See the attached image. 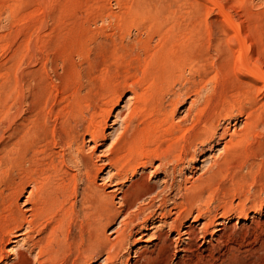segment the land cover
Segmentation results:
<instances>
[{
	"label": "bare ground",
	"instance_id": "bare-ground-1",
	"mask_svg": "<svg viewBox=\"0 0 264 264\" xmlns=\"http://www.w3.org/2000/svg\"><path fill=\"white\" fill-rule=\"evenodd\" d=\"M226 19L239 33L230 18ZM168 49L147 45L141 75L111 81L102 98L94 102L96 107L91 106L87 115L80 114V120L75 118L79 113H71L79 122L68 121L76 125L62 126V132L50 125L51 105L46 113L41 110L44 105L38 106L44 116L36 112V116H19V123L0 142V263L9 253L26 264L33 248L36 264H96L93 261L101 253L105 257L97 264H217L215 254L221 247L229 252L240 250V243L230 244L233 238L228 227L211 213L208 203H202L203 192L248 138L264 127V100L258 106L251 103L240 128L220 127L232 111L205 113L207 105H202L200 95L203 86L199 82L190 86V80L183 77L191 58ZM249 72L263 87L264 73L257 67ZM125 91L130 94L115 111ZM12 96L0 95V116H9ZM186 102L182 116H177ZM113 113L114 135L106 148V160L98 164L93 153L108 138L105 130ZM37 137L42 145L36 143ZM85 140L93 143V153L88 155L83 152ZM221 142L214 157L203 154L201 147L211 151ZM197 160L200 166H195ZM184 163L188 171L201 172L192 181L184 175L176 182L175 173L182 172L179 166ZM147 168L159 170L163 177L151 184L145 179ZM99 174L101 186L95 182ZM173 187L177 191L170 195ZM194 209L192 221L199 217L203 221L185 224ZM118 218L109 232L112 236H106V227ZM208 233L214 242H208ZM138 240L154 242L148 252L131 250L129 242ZM178 241L183 243L180 247ZM177 251L182 252L180 262L173 261ZM130 252L133 255L124 258L123 253Z\"/></svg>",
	"mask_w": 264,
	"mask_h": 264
},
{
	"label": "rangeland",
	"instance_id": "rangeland-1",
	"mask_svg": "<svg viewBox=\"0 0 264 264\" xmlns=\"http://www.w3.org/2000/svg\"><path fill=\"white\" fill-rule=\"evenodd\" d=\"M227 16L239 33L228 24ZM147 45L154 50L168 49V46L172 54L178 52L187 56L185 59L193 60L188 61L192 64L184 68L183 77L190 80V86L192 82L203 86L200 95L202 105H207L205 113L226 108L233 113L228 112L230 119L225 115L220 127L240 128L251 103L258 106L264 100L263 84L249 72V68L257 67L264 73V0H0V95L15 98L9 101V116H0V142L19 123V116L43 114L50 105L53 108L48 119L58 131L62 126L71 125L70 120L77 124L82 115L96 107L111 81L141 75ZM129 94L124 92L115 111ZM77 97L82 102L78 99V103ZM188 102L181 105L177 116H182ZM43 105L44 109L38 110ZM71 113H79L75 117L79 120L75 121ZM113 115L105 130L109 132L108 138L97 151L91 152V141L84 142V154L93 153V160L98 164L106 160V148L116 126L111 124ZM36 143L42 145V139L37 137ZM222 144L211 151L201 147L205 150L203 154L214 157ZM184 164L179 166L182 172L175 173L176 182L184 175H190L188 178L192 181L201 172L199 169L188 171ZM201 164L195 161V166ZM227 166L213 177L203 192L202 203H208L211 213L228 227L233 238L230 244L240 243L241 247L237 252L221 247L220 255L215 254L219 258L217 264H264V249L261 250L264 247L263 126L237 150ZM145 173V179L151 184L163 177L162 172H154L153 168H147ZM100 177L99 174L95 182L101 186ZM106 189H111L110 185ZM172 189L170 195L177 191L176 187ZM194 215L195 209L185 224L203 221L201 217L192 221ZM119 219L106 227V236H112L109 232ZM206 239L214 242L210 233ZM152 242L138 240L133 244L130 241L129 248L148 252ZM177 244L180 247L183 243ZM35 253L33 248L26 264H36ZM181 254L177 251L173 261L180 262ZM132 255V252L123 253L124 258ZM11 256L6 253V261L0 264L21 263ZM104 257L101 253L93 263L102 262Z\"/></svg>",
	"mask_w": 264,
	"mask_h": 264
}]
</instances>
